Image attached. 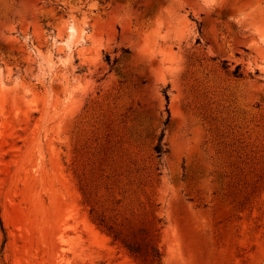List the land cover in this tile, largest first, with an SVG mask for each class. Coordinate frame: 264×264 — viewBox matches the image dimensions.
<instances>
[{"label":"rangeland","instance_id":"1","mask_svg":"<svg viewBox=\"0 0 264 264\" xmlns=\"http://www.w3.org/2000/svg\"><path fill=\"white\" fill-rule=\"evenodd\" d=\"M0 218V264H264V0H0Z\"/></svg>","mask_w":264,"mask_h":264},{"label":"trees","instance_id":"2","mask_svg":"<svg viewBox=\"0 0 264 264\" xmlns=\"http://www.w3.org/2000/svg\"><path fill=\"white\" fill-rule=\"evenodd\" d=\"M126 52H129V50H126ZM164 94H165V97L167 98V99H169V96H168V92H167V89H165L164 90ZM163 134H161V136L159 137V141H158V143H157V145L155 146V152L157 153V156L158 157H161L162 156V154H163V152H164V144L162 143V141H163ZM0 223H1V225H2V221H1V218H0ZM115 237L117 238V236L115 235ZM123 243L125 244V246L128 248V250L130 251V252H132L133 254H136V255H138V254H140V251L138 250V249H136L132 244H130V243H128V242H126V241H123ZM160 252H159V250L158 249H154L153 250V256L154 257H158V258H160Z\"/></svg>","mask_w":264,"mask_h":264},{"label":"bare ground","instance_id":"3","mask_svg":"<svg viewBox=\"0 0 264 264\" xmlns=\"http://www.w3.org/2000/svg\"><path fill=\"white\" fill-rule=\"evenodd\" d=\"M70 31L74 34V28H71Z\"/></svg>","mask_w":264,"mask_h":264}]
</instances>
